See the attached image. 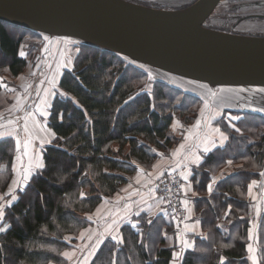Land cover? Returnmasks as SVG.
<instances>
[{
    "label": "trees",
    "instance_id": "16d2710c",
    "mask_svg": "<svg viewBox=\"0 0 264 264\" xmlns=\"http://www.w3.org/2000/svg\"><path fill=\"white\" fill-rule=\"evenodd\" d=\"M209 18L204 26L218 29L207 24ZM38 34L0 20V74L16 76L24 70L28 59L36 58L44 46ZM27 36L35 39V44H27ZM24 44L27 45L25 57L19 53ZM78 48L72 67L63 69L52 100L48 126L56 135L42 148L47 167L37 169L18 191V199L4 210L2 225L6 228L0 231V264H61L63 250L76 242L68 237L76 238L79 230L89 225L86 215L113 195L138 163L149 167L159 150L170 144L167 133L175 114L188 121L194 112L185 104L186 99H192L190 96L163 81H146L147 74L135 63L96 46L80 44ZM147 83L148 90H140ZM242 130L248 129L242 127ZM231 134L232 140L242 141L238 134ZM244 149L250 155L260 156L264 152L263 138L258 140V145L244 144ZM13 153L14 140L8 137L0 140L2 187L10 177ZM239 156L248 160L247 167L226 178L224 188L229 192H233L234 176L241 183L251 178L255 158ZM81 192L85 194L83 197ZM199 218L207 233L196 241L193 249L182 251L177 258L173 257V247L162 246L164 233L171 226L168 219L160 214L149 217L143 214L120 226L122 243L111 238L104 240L90 264H172L173 261L221 264V257L223 264H250L246 249L247 216L245 223L232 220L226 232L217 229L215 216H206L201 211ZM257 257L258 264H264V214Z\"/></svg>",
    "mask_w": 264,
    "mask_h": 264
},
{
    "label": "crops",
    "instance_id": "0c3cea01",
    "mask_svg": "<svg viewBox=\"0 0 264 264\" xmlns=\"http://www.w3.org/2000/svg\"><path fill=\"white\" fill-rule=\"evenodd\" d=\"M60 41L65 42L66 40L63 38L48 37V40L44 43V45H47L46 55L28 59L26 67L18 75L11 76L7 73L0 74V132H7L9 128L16 129L15 136H0V140L7 137L14 140V153L10 167V177L4 187L0 185V205H4L3 210L9 205L7 202L11 200V195L18 196V191L26 185L17 184L15 181L19 179L22 169L28 165L29 157L35 153H39L43 162L42 148L48 143L43 145L38 144V139L32 140L29 148V156L26 157L23 155V141L26 139V134L23 131L25 123L24 116L26 112L34 111L35 104L38 102L37 89L40 90V95L43 96V90L50 86L49 78L55 76L57 92L58 81L63 69L72 67L73 57L70 62L67 63V55L64 57L63 55L60 56V51L58 53L59 49L57 45L66 47V44H62ZM22 49L23 51H21L20 48L19 53L20 55L23 53L21 56L25 57V50L23 47ZM63 62V66L59 68V65ZM192 83L194 84L188 87L185 85L175 86L170 84L173 88L179 90L183 89L184 91H182L184 94L192 98L186 99V105L192 107L194 110L189 120L186 121L185 117L182 115H174L170 123L169 132L167 133V135L171 137L170 144L167 145L164 150H159V155L149 167L146 168L144 166H139L140 171L133 174H127V181L121 184L113 195L102 200L92 212L86 215L87 220L89 216H92L93 220H88L89 225L80 229L76 238L68 237L72 240L75 239L76 242L73 243V247L70 249L63 250L62 255L64 261L61 264H90L91 259L94 257L103 241L106 238L111 237L110 235L104 236L102 243H100L98 247L95 246L98 238L97 236L94 235L92 240L87 239V236L90 235L93 230L96 233L103 231L104 222H94L97 221L98 208L101 210L100 214L103 215L104 212L109 210L113 213H117V210H122L125 204L131 205L132 212L123 223L131 221L132 215L139 212H143L147 214V216L159 212L160 201H156L154 191L149 192V189H153L154 180L161 176L158 174L167 172L168 169L175 166L177 160L182 159L183 154L176 158H173L172 156V153L180 144L183 143L186 147L194 145L196 144L197 139H202L205 134L213 137L215 140V147L212 148L210 153H203L200 148H196V153L201 156V162L198 165L190 164L189 169L191 175L188 180L182 178V185H184V188L182 189V201H188L187 205L184 204L187 208V220L183 226V230L180 231V238L175 239L173 236H167L165 237L162 246H176L175 248L181 252L193 249L196 245V241L203 238L207 233L199 218L201 211H203L206 216L210 215L216 217L215 226L220 232H222V230L223 232H226L227 227L232 220H238L245 223L247 216L249 218L245 230L247 236V258L249 263L253 264L251 256L255 255V264H258V233L260 230V221L264 214V176L261 175V173L264 172V152L260 156L250 155L245 152L244 144L251 145L256 143L258 145L259 139L263 138L264 140V116L251 114L244 112L241 108L239 109L235 101L237 100V96L230 95V90L228 89L223 90V93L227 94L223 97H225L226 103L233 106L219 108L213 98L208 97L209 108H204L205 97L208 90H212V88L205 84H199L196 82ZM215 91H218V89ZM17 97L20 98L22 107H16L18 104ZM25 97H27V99H24ZM212 107H217L220 116L212 121L211 125H206L203 123L201 109H204V116H207L209 114V109ZM230 116H239L240 118L238 120H230ZM35 117L40 121L41 125H46L47 129L52 131L48 126V118L45 119L41 117L39 113H35ZM197 119L202 120L199 129L193 127ZM8 121H12L13 123L9 125ZM232 125H235V127ZM28 126L34 137L37 133L42 132L39 128L33 126L31 120L28 121ZM216 127H219L221 132L228 136V139L223 143L220 142L219 134L212 131V129ZM242 127H245L248 130L244 131L242 130ZM236 128H239L240 131L237 132ZM190 132L193 134L192 138L185 140V136ZM230 134L233 136H237L238 134V137H242L243 139L242 141H238V139L232 140ZM17 137L20 140L19 146H17ZM50 139L52 140V138ZM238 144H241V146ZM239 154H246L250 160L255 158V161H252L253 167L251 168L252 173H250L251 178L247 182L241 183L238 180V176H234L236 179L234 180L233 192H229L224 188V186L227 185L226 178L237 174L239 171L247 167L246 161L248 160L244 157H240ZM13 165H15V170L13 169ZM179 170L181 171L182 168ZM137 180H139V183H137ZM213 180H215L214 183H212ZM253 180L257 181V183L252 186L251 192H249V185ZM149 181L151 182L149 183ZM210 183L212 187L211 191L208 190V185ZM9 189H11V193L9 192ZM142 196H145L144 201L137 203L141 201ZM202 200L203 205H201ZM149 208L152 210L151 213L149 212ZM105 220L110 222L109 217H106ZM123 223H121V225ZM2 224L3 218H0V228L5 229L6 226ZM185 225H187L191 231H186ZM81 232L85 233L83 239L80 238ZM184 240L188 241V247H185ZM178 245H180V247ZM248 245L252 246L253 251L251 253L248 250ZM65 252L73 254L72 259H68L64 255ZM48 264L56 263L49 262Z\"/></svg>",
    "mask_w": 264,
    "mask_h": 264
},
{
    "label": "water",
    "instance_id": "95a60500",
    "mask_svg": "<svg viewBox=\"0 0 264 264\" xmlns=\"http://www.w3.org/2000/svg\"><path fill=\"white\" fill-rule=\"evenodd\" d=\"M219 2L192 0L165 9L127 0H0V20L108 50L167 84L172 83L157 71L212 89L264 88V35L205 27ZM236 103L244 112L264 116L253 110L264 108V96L254 91L243 92Z\"/></svg>",
    "mask_w": 264,
    "mask_h": 264
},
{
    "label": "snow or ice",
    "instance_id": "6c2138e0",
    "mask_svg": "<svg viewBox=\"0 0 264 264\" xmlns=\"http://www.w3.org/2000/svg\"><path fill=\"white\" fill-rule=\"evenodd\" d=\"M21 55H23V53H21ZM134 63V61L132 62ZM140 67H143V65H140ZM153 78V75L151 72H149L148 74V79L151 80ZM55 76L49 78V87L45 88L43 90L44 94L43 96L40 95V90L37 89V97H38V102L35 104L34 107V111H28L26 112L25 116H24V126H23V131L26 134V139L23 141V148H24V152L23 155L24 156H29V148L31 145V142L33 139H38L40 144L43 145L45 143H51V139H44L42 136H33L31 130L29 129L28 126V121L31 120L33 122V126L36 128H39L40 131L45 132L46 135L55 138V133L52 132L50 129H47L46 125H41L40 121H38L35 117V113H39L41 117L43 118H48L50 116V109L52 108V97L55 96L56 93V89H57V84L55 82ZM259 91L264 92V89H260ZM223 92V90H218V91H213L211 89L208 90L207 95L205 97V104H204V108H209V104H208V97L213 98V100L215 101L216 105L219 108H224V107H231L233 105L226 103L225 101V97H223L221 95V93ZM61 95H66L65 93H60ZM24 99H27V97H25ZM18 100V104L16 105V107H22V103L20 102V98L17 97ZM75 103V101H74ZM127 103V102H126ZM254 111H264V108H255L253 109ZM87 115V114H86ZM201 115L203 117V123L206 125H211L212 121L216 120L217 117L220 116V112L217 110V107H212L209 109V114L207 116H204V109H201ZM240 117L239 116H230V120H238ZM59 119H63V114L61 113L59 115ZM13 122L12 121H8V124L11 125ZM178 123V122H176ZM202 123L201 119H197L196 123L193 127L199 129L200 125ZM233 127H235V125H232ZM212 131L214 133H218L219 134V138H220V142L223 143L225 140L228 139V136L225 135L223 132H221L219 127H216L214 129H212ZM236 131L239 132L240 129L236 128ZM16 134V129L15 128H9L7 132H0V136H4V135H13L15 136ZM192 133H188L185 136V140H189L192 138ZM198 136V133H197ZM20 144V140L17 137V146H19ZM215 147V140L213 139V137L211 135L205 134V136L201 139L198 138L196 144L191 145V146H187L185 144H180L179 147L172 153L173 158L176 157H180L181 154H183L182 159L177 160L175 162V166L173 168L168 169V174L169 176H171L174 172H176L178 169L182 170L179 172V175L184 179V180H188L189 176L191 175L190 169H189V165L190 164H200L201 162V156L198 155L195 151L196 148H200L201 151L203 153H210L212 148ZM135 163V162H133ZM230 163V162H229ZM47 167V165L45 163L42 162V158L39 155V153H35L34 155H32L31 157H29V163L27 166H25L21 173H20V177L17 181H15V183L17 184H27L30 181V177L32 175V173L36 170V169H45ZM13 169L15 170V165H13ZM142 171V170H141ZM151 175V174H149ZM158 175H162V173L158 174ZM262 176H264V172L261 173ZM151 181H149L150 183ZM215 180L212 181V183H214ZM137 183H139V180H137ZM257 183V181L253 180L251 182V184L249 185V192H251V188L253 185H255ZM181 188H184V185H181ZM190 190V189H189ZM208 190L211 191L212 187H211V183L208 185ZM153 189H149V192H152ZM9 192L11 193V189H9ZM82 197L85 195L83 192H81L80 194ZM18 199V197L16 195H11V200L8 201L7 203L11 204L12 201H16ZM145 199V196L141 197V201L137 202V203H141L143 202ZM255 199V198H253ZM183 204L187 205L188 201L184 200L182 201ZM231 207V206H229ZM4 205H0V218H3L5 213H4ZM151 208H149V212L151 213ZM132 212V206L129 204H125L122 210H117V213H113L111 212V210L104 212L103 215H101V210L98 208L97 209V221L94 222H104V227H103V231L96 233L94 230L92 231V233L90 235L87 236L88 240H92L93 236H97V240H96V245L95 246H99L100 243H102L103 241V237L106 235H110L111 239L113 241H117L118 243H122L123 242V238L122 236H118L117 234L114 233H118L119 229H120V225L121 223H123L124 220H126L130 214ZM137 215H139V213H137ZM109 217L110 218V222L106 221L105 218ZM88 220H93L92 216L88 217ZM149 223H151V221H149ZM185 229L186 231H191V229H189L187 227V225H185ZM3 228H0V231H3ZM87 231V230H85ZM85 233L81 232L80 234V238L83 239L84 238ZM65 239H68L67 237H65ZM184 245L185 247H188V241L184 240ZM248 250L251 253L253 251L252 246L248 245ZM64 255L68 258V259H72V255L71 253L65 252ZM179 255V253L177 252H173V257H177ZM223 257H221V264H223ZM251 259L253 260V264H255L256 261V256L252 255Z\"/></svg>",
    "mask_w": 264,
    "mask_h": 264
},
{
    "label": "rangeland",
    "instance_id": "374dc122",
    "mask_svg": "<svg viewBox=\"0 0 264 264\" xmlns=\"http://www.w3.org/2000/svg\"><path fill=\"white\" fill-rule=\"evenodd\" d=\"M128 1H133V0H128ZM135 1H138L142 4L144 3L146 5H153L157 8H161V6H163V7H167V8L172 7L175 9H179L181 7L183 8V6L188 5L192 2V0H135ZM258 13H260L262 16H264V0H220L218 5L216 6L214 11L212 12L211 18H209V21H207V24H209L210 26H213V27H217L218 29H232L235 32L236 31L237 32L243 31L246 33H255V34H259V35H264V17L249 18L246 21L241 19L246 14H258ZM23 34L27 35V32H24ZM38 35L42 38L44 43H46V40H48V35H46L44 33H39ZM61 37H63V36H61ZM64 38L66 40L65 41L66 43L61 42V41L60 42L62 44H66L65 45L66 47L57 45L58 49H59L58 53L60 51V56L63 55L64 57H65V55H67V57H66L67 61L66 62L69 63L72 57L74 59L76 53L79 50L78 46L82 43L80 40L73 38V37L72 38L64 37ZM35 41L36 40L30 36L26 37L27 44H28V42H29V44H31V43L35 44ZM24 46L26 47L27 45L26 44L21 45V47H20L21 51H23L22 47L24 48ZM46 48H47V45H44L43 49L40 50L38 53H36V57L46 55V53H47ZM52 53H53V50H52ZM73 59H72V62H73ZM63 64H64V62L59 65V68H61L63 66ZM157 73L159 75L162 74V75L166 76L168 78L169 82L175 86L185 85L188 87V86H191L192 84H194V83H192V81H189L188 79H184L183 77L171 75V74H168V73H165L162 71H160V72L157 71ZM146 81H157V80L155 78H152L151 80H149L148 74H147ZM217 89L218 90L228 89V90H230L229 91L230 95L237 96V98L241 97L243 92L250 93L253 91L256 92L259 96H264V92L259 91L260 89H264V88H259V87H254V88L253 87H249V88H246V87L245 88L244 87H216V88H214L213 87L212 90L215 91ZM221 95L224 96L227 94L222 92ZM261 99H263V98L261 97ZM185 104H186V101H185ZM187 108H189V107L187 106ZM36 136H42L46 140L52 138V137H49L48 135H46L45 133H42V132L37 133ZM38 144H40V142H38ZM139 166H143V165L138 163V165H137V167L133 173L140 171ZM133 173H131V174H133ZM156 201H158V200L156 199ZM159 205H160V203H159ZM159 207H160L159 212H157L151 216H155L157 214H160L161 216H164L168 219L167 222L171 223L169 231L167 233H164L165 237L173 236L175 239L180 238V231L183 230V226L179 225L178 221L175 219V217L172 213L164 211L162 209L161 205ZM143 214H145V213L139 212V215H137V214L132 215L131 221L133 218H137V217L139 218ZM145 215L147 216V214H145ZM147 217H149V216H147ZM116 234L118 236H121L120 229H119V232ZM110 238L111 237H108L105 240L110 239ZM178 246L180 247V245H178ZM175 247H173L174 252L181 254L182 252ZM172 264H178V262L173 261Z\"/></svg>",
    "mask_w": 264,
    "mask_h": 264
},
{
    "label": "built area",
    "instance_id": "2783aa9c",
    "mask_svg": "<svg viewBox=\"0 0 264 264\" xmlns=\"http://www.w3.org/2000/svg\"><path fill=\"white\" fill-rule=\"evenodd\" d=\"M179 172L177 170L171 176H169L168 171L165 172L154 180L153 189L156 198L161 201L162 209L172 213L178 223L183 224L186 220L187 208L182 203L183 190Z\"/></svg>",
    "mask_w": 264,
    "mask_h": 264
},
{
    "label": "flooded vegetation",
    "instance_id": "af4514ba",
    "mask_svg": "<svg viewBox=\"0 0 264 264\" xmlns=\"http://www.w3.org/2000/svg\"><path fill=\"white\" fill-rule=\"evenodd\" d=\"M255 17H264V16H262L260 13H258V14H246L241 19L244 20V21H246L249 18H255ZM239 33H242V34L244 33V34L252 35L251 33H246V32H243V31L242 32L239 31ZM255 35H259V34H255Z\"/></svg>",
    "mask_w": 264,
    "mask_h": 264
}]
</instances>
